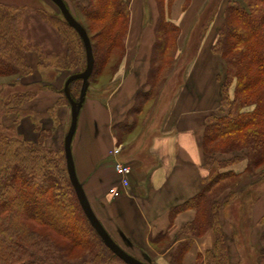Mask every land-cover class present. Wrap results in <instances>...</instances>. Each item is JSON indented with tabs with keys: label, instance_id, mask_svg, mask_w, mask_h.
<instances>
[{
	"label": "trees",
	"instance_id": "obj_1",
	"mask_svg": "<svg viewBox=\"0 0 264 264\" xmlns=\"http://www.w3.org/2000/svg\"><path fill=\"white\" fill-rule=\"evenodd\" d=\"M242 1L243 4L227 0L210 47L223 61L224 74L216 76L218 106L206 116L203 130V165L209 175L195 196L170 211L171 222L177 213L188 208L195 209V218L181 227L172 240L168 233L156 237L157 241L165 240L166 249L181 235L199 236L213 230L214 250L206 253L204 264H229L219 221V196L234 189L242 178L253 177L264 168V0ZM188 2L184 0L185 6ZM156 3L158 19L146 79L148 88L135 96L129 111L135 118L149 113L148 105L157 99L177 62L179 27L167 17L165 0ZM220 4L221 0L215 12ZM16 11L15 7L0 3V77L31 72L25 59L30 45L24 41ZM81 13L89 26L73 16L85 28L92 46L90 86L107 64L111 75L118 71L125 51L129 0H89ZM61 22L72 33L57 29L59 53L46 55L40 51L39 65L69 69L79 66L83 70V42L63 17ZM80 87L81 80L70 83L72 98L79 95ZM58 91L67 99L63 89ZM36 94L37 91L28 90L11 95L5 101L6 112H21L18 108L26 111ZM119 126L121 143L132 126L122 124L123 133ZM35 128L39 131L38 140L28 141L14 133H3L7 126L0 123V264H125L103 243L84 215L68 177L64 147L59 158L57 151L45 146V130L39 129L36 122ZM239 150L244 151L246 159L244 171H221L240 158L219 160L216 154ZM261 241L264 244V233ZM191 243V239L180 242L169 264H182Z\"/></svg>",
	"mask_w": 264,
	"mask_h": 264
},
{
	"label": "crops",
	"instance_id": "obj_2",
	"mask_svg": "<svg viewBox=\"0 0 264 264\" xmlns=\"http://www.w3.org/2000/svg\"><path fill=\"white\" fill-rule=\"evenodd\" d=\"M208 2L189 0L185 6L184 0L170 3L165 0L167 17L179 27L177 59L187 57V62L180 79L176 77L177 68L172 70L149 113L135 118L129 111L136 94L148 88L146 79L155 42L158 7L156 0H129L130 16L120 72L117 71L107 88L100 87L90 98H85L78 112L71 150L76 175L89 204L113 240L126 252L149 264H169L178 244L186 239H191L192 243L182 264H204L206 253L212 252L215 246L211 229L199 236L181 235L166 249L163 248L165 240H156L163 233H168L172 240L181 227L194 220L195 209L177 213L172 222L170 211L195 196L209 175L203 165L202 137L206 116L218 106L219 84L211 66V58L218 56L210 47L221 21L215 20L206 27L199 37L198 51L191 59L188 53L191 37ZM216 59L213 58L215 63ZM206 61L210 65H205ZM165 93L169 98L163 118L154 132L146 133V127L142 126ZM57 99L52 88L42 89L26 108L31 107L44 116ZM22 121L20 126H33L29 120L24 121V117ZM122 124L132 129L119 143L117 132L119 125L124 132ZM116 146H121V151L113 156L110 152ZM243 154L242 150L216 154L219 160L240 158L221 171L242 173L246 167ZM116 161L131 167L127 186L115 171ZM111 189L119 194L114 196ZM218 200L229 264H264L261 241L264 168L251 178H242Z\"/></svg>",
	"mask_w": 264,
	"mask_h": 264
},
{
	"label": "rangeland",
	"instance_id": "obj_3",
	"mask_svg": "<svg viewBox=\"0 0 264 264\" xmlns=\"http://www.w3.org/2000/svg\"><path fill=\"white\" fill-rule=\"evenodd\" d=\"M65 1L73 15L77 17V19H79L84 25L89 26L88 20H86L81 13V9L83 8V6H87L89 0ZM219 2L220 0H209L207 6L200 15L199 18L201 21H199L198 27L197 29H195V35H192L191 37V43L188 48V53H191V57L189 59H191L194 56L195 52L198 51L199 37L204 33L206 27H208L211 21L213 20L214 22L216 20V22L220 23V21L222 20V10L227 0H221V8L215 12ZM234 2L243 4L242 0H234ZM0 3L7 6H13L18 10L16 11V13L19 17L18 21L23 32L24 41L26 44H28V46L30 45V47L25 51V59L31 71L29 74L25 75L0 77V123L2 122L4 126H7V129L2 130V132L17 134L20 138L28 141H37L39 131L35 128L36 122L39 126V129H44L46 132L45 135L48 136V138L45 140V146H48L54 151H57L58 157L61 158L63 156V140L69 128L71 111L69 100L64 98L63 93H60V91L58 90L63 89L64 83L71 73L79 72L82 69L79 68V66L73 69L41 67L39 65V52L41 51L46 55H57L60 49V37L57 29L61 28L62 30H67L68 32L71 31L67 29L64 24H62V15L58 7L51 0H0ZM91 34H94L93 30H91ZM194 36L195 38L193 39ZM182 45L183 43H181V46ZM53 48H55V50H53ZM213 58L216 59L217 57L211 58L213 74L216 73V75L222 77L224 74V63L221 59H219V57L216 59L217 61L215 63L213 61ZM122 60H120V67L122 64ZM185 62H187V57L184 59L181 57L177 59L174 67L177 68V79H180L182 76ZM208 64L210 65V62L206 61L205 65ZM205 65L203 64L202 66L205 67ZM109 66L110 65L107 64L102 74L94 79L93 82H91L85 98H90V96H92L100 87H108L107 84L110 83L117 74L116 72L115 76L113 74L111 75ZM33 80L37 82L35 84L30 83V81ZM78 87L76 88L78 89ZM50 88L53 89L54 94L58 95V103L56 104V101V105L54 104L47 109V115L43 116L39 112L34 111L31 107H29L26 112L22 108H18L21 109V112H18L19 110H11L9 112H6L5 101L11 95L28 90L39 92L42 91V89L49 90ZM77 89L74 90V92H76ZM78 96H76L75 99H78ZM168 98L169 94L165 93L162 101L155 108L154 112L152 114L150 113L146 124L142 126V128L146 127V133H152L156 130L157 125L163 118V114L165 111L164 108L166 107ZM150 104L148 105V108L151 107ZM35 105L36 102L32 106L35 107ZM27 106L28 105H26V107ZM23 117L24 121L28 122L29 120V122L33 124L31 128L20 126L21 122L23 123ZM145 263L149 264L148 262Z\"/></svg>",
	"mask_w": 264,
	"mask_h": 264
},
{
	"label": "water",
	"instance_id": "obj_4",
	"mask_svg": "<svg viewBox=\"0 0 264 264\" xmlns=\"http://www.w3.org/2000/svg\"><path fill=\"white\" fill-rule=\"evenodd\" d=\"M51 1L58 7L66 23L69 26H71L80 36L86 54L85 68L82 71L71 73L67 77L63 86V91L65 96L69 100L70 111H71L69 128L63 140L64 157H65L66 169L70 183L74 189L75 195L77 197V200L84 215L86 216L92 228L102 239L103 243L110 249V251L113 254H115L119 259H121L125 264H147L139 260L138 258L132 256L128 252H126L113 240V238L109 235V233L106 231L104 226L101 224V222L94 214L89 204V201L85 195L83 187L77 178L73 156H72L71 144L77 126L78 112L83 105L89 87L88 79L93 70L94 56L92 52L91 42L85 28L77 21V19L70 12L64 0H51ZM75 80H81V87H80L78 99L72 98L69 92V85L71 82Z\"/></svg>",
	"mask_w": 264,
	"mask_h": 264
},
{
	"label": "built area",
	"instance_id": "obj_5",
	"mask_svg": "<svg viewBox=\"0 0 264 264\" xmlns=\"http://www.w3.org/2000/svg\"><path fill=\"white\" fill-rule=\"evenodd\" d=\"M120 146H116L115 148H113V150L111 151V155L116 156L120 153ZM115 170L117 172V174H119L122 177V183L124 186H127L129 181H128V176L131 173V167L127 164L121 163L119 161L115 162ZM110 192L116 196L119 194V192L115 189H111Z\"/></svg>",
	"mask_w": 264,
	"mask_h": 264
}]
</instances>
